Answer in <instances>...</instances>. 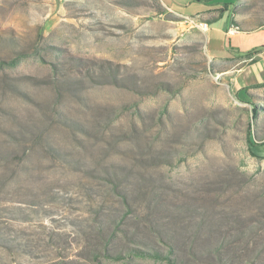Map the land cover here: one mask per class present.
<instances>
[{
    "label": "rangeland",
    "instance_id": "374dc122",
    "mask_svg": "<svg viewBox=\"0 0 264 264\" xmlns=\"http://www.w3.org/2000/svg\"><path fill=\"white\" fill-rule=\"evenodd\" d=\"M260 29L264 0H0V264H264Z\"/></svg>",
    "mask_w": 264,
    "mask_h": 264
},
{
    "label": "crops",
    "instance_id": "0c3cea01",
    "mask_svg": "<svg viewBox=\"0 0 264 264\" xmlns=\"http://www.w3.org/2000/svg\"><path fill=\"white\" fill-rule=\"evenodd\" d=\"M217 30L220 31V33L224 37L232 35V34H228L227 33V29L226 28L217 29ZM260 30H264V29H260ZM209 31H212V28L210 27V25H209V28L207 30V33ZM236 34H237V32H236ZM220 51H221V54H223V53L227 54L225 47H221ZM242 53L246 54V52H240L239 54H242ZM228 54H231V52H228ZM214 57H216V56H214ZM253 58H255L254 62L252 64H250L247 67V70L245 71L246 75L248 76V79L250 80L252 85L264 82V50L256 51L255 53H253Z\"/></svg>",
    "mask_w": 264,
    "mask_h": 264
},
{
    "label": "built area",
    "instance_id": "2783aa9c",
    "mask_svg": "<svg viewBox=\"0 0 264 264\" xmlns=\"http://www.w3.org/2000/svg\"><path fill=\"white\" fill-rule=\"evenodd\" d=\"M197 27L199 29H201L202 31H205L206 32L208 30L209 25L206 22H200L199 24H197ZM227 33L228 34H234V33H236V29L233 28V27H230L228 29Z\"/></svg>",
    "mask_w": 264,
    "mask_h": 264
},
{
    "label": "trees",
    "instance_id": "16d2710c",
    "mask_svg": "<svg viewBox=\"0 0 264 264\" xmlns=\"http://www.w3.org/2000/svg\"><path fill=\"white\" fill-rule=\"evenodd\" d=\"M214 20H209V22H206L208 25L209 23L213 22ZM256 51H249V52H246L247 55H251L253 53H255ZM252 64V63H251ZM257 86H264V83H261V84H258Z\"/></svg>",
    "mask_w": 264,
    "mask_h": 264
}]
</instances>
